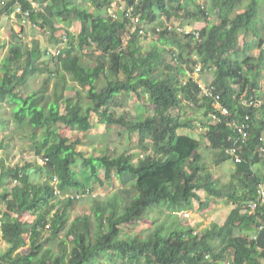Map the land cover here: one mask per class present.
I'll return each mask as SVG.
<instances>
[{
	"label": "trees",
	"instance_id": "1",
	"mask_svg": "<svg viewBox=\"0 0 264 264\" xmlns=\"http://www.w3.org/2000/svg\"><path fill=\"white\" fill-rule=\"evenodd\" d=\"M33 1L41 9L28 0H9L0 11L10 14L12 7L21 5L23 12L29 11L28 19L39 33H49V44L62 47L59 54L52 55L35 40L30 49H24L17 34H10L6 70L0 74V102L12 105L17 124L30 125L29 148L47 161L6 171L9 187L0 192L4 205L0 221L5 220L12 238L0 254V264H96L100 258L119 259L122 264H264V230L252 239L255 228H264V199L257 201L252 211L242 207L255 199L257 185L264 179L253 168L261 163L256 151L263 145L264 102L259 109L249 104L259 97L257 75L262 67L254 60L263 61L259 55L253 56L254 60L249 56L247 43L243 45L246 51L241 50L243 59L240 55L228 57L230 50L235 55L239 51L240 32L242 37L254 36L252 42L257 47L264 45V0H205L207 6L198 0H124V11L117 10L118 17L107 12L112 0H86L91 3L86 8L82 0ZM179 13L193 24L194 33H178L167 25ZM210 13L214 21H209ZM72 17L81 24L76 35L69 30ZM57 20L66 24L60 26ZM203 21L207 23L199 27ZM146 39L149 42L144 49L141 42ZM81 49L85 52L80 53ZM198 63L202 71H214L212 92L214 87L230 117L213 109L209 96L202 94L190 76L179 80ZM36 75L44 76L40 87L23 94L27 79ZM69 91L74 94L68 96ZM130 92L149 97L153 115L141 119L116 116L112 107L119 105L120 97L130 99ZM191 102L201 110L205 145L193 134L179 131L195 125L179 114L182 105ZM259 112L260 121L255 117ZM93 114L106 130L124 128L129 140L137 137L142 155L134 169L126 165L132 158L129 152L118 154L106 148L84 156L75 148L79 139L70 141L48 128L50 123L61 122L71 131L86 133L96 127ZM245 116L251 117L249 137L235 144L239 161L233 162L229 181L219 187L217 178L202 171V160L212 149L218 154L216 162L233 161L226 150L235 143L229 137L238 133L230 123L233 119L241 122ZM79 160L83 174L74 169ZM31 168L41 179H31ZM114 176L123 184L133 182L138 192L130 199L125 195L120 199L117 194L103 201L101 196L95 197L93 209L100 215L93 212L72 217L78 199L92 196L96 184L103 187ZM224 198L231 205L219 228L213 223L197 232L161 222L148 233L133 237L123 229L125 224L141 220L146 211L158 209L159 214L176 218L177 213L192 209L194 202L200 209H211ZM124 201L127 211L121 215L118 208ZM27 212L36 213L27 226L28 241L18 219ZM235 230L239 233L233 234Z\"/></svg>",
	"mask_w": 264,
	"mask_h": 264
},
{
	"label": "rangeland",
	"instance_id": "2",
	"mask_svg": "<svg viewBox=\"0 0 264 264\" xmlns=\"http://www.w3.org/2000/svg\"><path fill=\"white\" fill-rule=\"evenodd\" d=\"M81 2L82 6L84 8L88 7L91 3L86 0ZM75 1L72 0L71 3H74ZM199 3L202 5L207 6V1L205 0H198ZM247 2H245L246 4ZM36 8L41 9V6H38L37 2ZM68 4V3H67ZM242 10V9H241ZM182 12V11H181ZM21 16V15H18ZM210 19L209 21H214V15L210 13ZM6 18V17H5ZM18 22L17 24H20V18H17ZM1 21V20H0ZM14 21L13 23H15ZM57 24L59 23L60 26H64L66 23L57 20ZM169 25L176 26V27H182L186 30H188L193 24H191L188 20H186L182 13H179L178 17H172L170 21H167ZM206 21L199 22V27L206 24ZM1 24L9 25V18H6V21H1ZM30 23H24V27L22 26L24 31V37H18L22 40V45L24 46V49H30L34 43V41H38L39 47L43 49H53V45L49 44L47 41L48 39V32L46 31L45 34H41L38 31V28L35 26L29 25ZM17 25L18 30H21V28ZM146 28H150V24H146ZM81 29V24L78 18L72 17L69 25V30L73 34H77ZM185 30V31H186ZM10 33V32H9ZM242 32L239 33V48L243 51H246V48L248 46H253L251 41L254 39V36L250 35L247 38H242ZM247 36V35H246ZM153 36H151L149 39H151ZM9 38V35H8ZM256 41V38L255 40ZM149 40L146 39L141 42L142 48L146 49L148 46ZM244 43H247V47L244 48L242 45ZM263 46L253 47L250 51H248V54L250 56H258L261 61L264 62V56L261 51H263ZM82 50L85 52L84 49L79 50L80 53H82ZM264 52V51H263ZM3 49L0 50V59L3 56ZM229 55H232L233 57H237L238 55L242 56L243 54L241 51H239L236 55L233 53V51H229ZM86 58V57H85ZM232 58V57H231ZM253 58V57H251ZM167 59L170 60L172 63H175L172 59L171 55H167ZM242 59H237V61L240 63ZM254 60V58H253ZM83 61V59H82ZM257 62L260 67L259 70L261 71L260 74H262V78L259 81V89H258V96L259 100L264 102V67L261 65L262 63L257 60H254V63ZM163 71V70H162ZM205 75L203 77L212 79V76L210 74V71H206L204 73ZM195 75V74H194ZM195 77V76H194ZM260 77V76H259ZM44 76L39 75L35 77H31L27 79L25 83V87L23 90V94L29 92L30 90L38 89L41 85V82L43 81ZM179 80L183 81L185 80V77L181 75ZM139 90H142L139 88ZM74 94L73 91H69L67 95L72 96ZM131 98L126 97H120L118 102L119 105L116 107H112V110L115 111L116 116H119V114H122L125 116V118H131V119H141L147 117V115H153L154 113V107L151 105V102L149 100V97L141 93V97H136L134 93H129ZM244 93H242L241 96H243ZM15 107L18 108V105H15ZM12 105H9L7 102H0V143L3 144V148L0 150V172L6 166H9L10 164L15 163V159L17 154H19L18 158L20 159V163L16 165L23 166L25 164V161L23 159L24 156H28V152L33 153L32 150H30L29 146L31 145V131H30V125H19L16 123L14 117H12ZM14 110V109H13ZM173 114L174 110H171ZM182 118H190L191 122L195 123L194 127L189 129H180L185 130L191 134H193L195 137L199 138L202 142V144H206L207 140L204 134V128L202 129L201 125V110L197 109L195 105H191L188 103H184L181 107V112L179 113ZM176 115V114H175ZM255 116L257 119L263 120L259 114L256 113ZM92 122L96 124L95 128H92L91 130L87 131L86 133H77L76 131H71L70 128L61 122L57 123H50L48 125L49 130L55 131L59 134H61L63 137H67L70 139V141H73L75 139L80 140V144L76 145V150L83 153L84 156H90L92 154H99V149H106L109 148L111 150H115L118 154L129 152L132 154V158H129V160H126V165L130 169H134L136 167L137 158H141L142 152L139 150L137 145V137H134L133 139H128V134L124 128H110L109 130H106L104 124H97V116L93 114ZM214 122V120H213ZM22 151L26 152L23 153ZM218 154L214 153L212 149L208 150L207 154L205 155L204 160H202V163H205V168L202 170L203 172H209L213 179H218V185L219 187H224L225 184L229 181L230 173L234 170V165L231 161L227 162H216L215 158L217 159ZM261 163L257 162L253 165L254 171L259 176H264V154L261 157ZM9 164V165H8ZM34 168V167H33ZM32 169V168H31ZM36 169V168H35ZM74 169L76 172H79V174H83L85 172V169L80 167V160L77 166H74ZM100 175L103 177V172L100 171ZM30 177L33 181H37L41 179L38 177V175L34 172L30 174ZM103 187L99 186L98 184L95 185V191L92 193L93 195L90 196L89 194L81 197L78 199V202L75 206V209L72 213V217L79 216V215H86L91 214L94 212L93 209V199L95 197L101 196V201L104 200V198L112 196L111 194H117L120 199H123V196L125 195L127 197H132L133 193H137V189L133 182H130L128 184H123L120 179L115 178V176L112 178L111 181L106 182ZM9 187V184L8 186ZM119 188L120 191H116ZM125 190V191H124ZM199 194L202 196V198H205V194L202 190L199 191ZM129 197V199H130ZM64 198V196L62 197ZM225 200V201H224ZM229 200V199H228ZM227 199H220L221 205L217 207V204H215L211 209H200L197 202H194V207L188 211L177 213L176 218L174 216L169 215L168 213H160L158 212V209H153L152 211H146V215L139 221H137L135 224H125L124 230L125 232H128L130 234V237L137 236L138 233L143 232V235L145 233H148L153 228L156 227L161 222H165L168 227L175 228L176 226L178 229H185V228H194L197 232H203L204 230L209 229L212 225L216 224L215 228H219L223 225L224 219L226 214L228 213L230 209V201L226 203ZM126 201L122 203V205L118 208L119 213L121 215L125 214L127 211ZM96 215H100L99 212H94ZM1 219V218H0ZM178 222V224H176ZM23 233L27 234V225L24 224ZM239 233V231H234L233 234ZM217 241L222 245L220 238H217ZM69 248V245L67 246V249ZM99 262H95L96 264H122L119 259H116L115 262H113L110 259H99Z\"/></svg>",
	"mask_w": 264,
	"mask_h": 264
},
{
	"label": "crops",
	"instance_id": "3",
	"mask_svg": "<svg viewBox=\"0 0 264 264\" xmlns=\"http://www.w3.org/2000/svg\"><path fill=\"white\" fill-rule=\"evenodd\" d=\"M9 0H0V10L2 9V7H4V5L8 2ZM13 10V9H12ZM9 18V25L6 24H1L0 25V50L3 49L4 53L2 58L0 59V74L3 73L6 70V66H5V55H6V51L7 48L9 46V44L11 43V32H15L18 37H24V31L23 28H25L23 25L24 23L20 21V24L18 22L17 16L13 15V13L8 14L7 11H0V20L1 21H6V18ZM0 21V23H1ZM14 21H16L15 23H13ZM17 25H19V27L21 28V30H18ZM31 26H33L32 24H29ZM23 26V28H22ZM10 32V33H9ZM9 35V38H8ZM22 41V40H21ZM3 148V144L2 147L0 148V150ZM23 153H26L24 151H22ZM21 154V152L19 153ZM19 154H17L16 159H15V163L14 164H8L9 166H6L3 171L1 170V172H4V175L2 174V177L0 178V192H2L5 188H8V184H9V177L6 174V171L8 170V168L11 167H15L16 164L20 163V159L18 158ZM28 154H30V152H28ZM31 173H33V169H31ZM117 178V177H115ZM119 179V178H117ZM121 188H119L116 191H120ZM125 191V190H124ZM225 201V200H224ZM222 202L217 203V207L221 205ZM4 211V205L3 203H0V218H2V212ZM36 216V213H24L22 215H20L18 217V219L20 220V222H22V226H24V224H26L28 226V224L32 223L34 218ZM5 220L0 221V254H2L3 252H5V250L8 248L9 246V242L8 240L12 238L11 232L9 231V227L4 224ZM28 232L27 234H23L24 238L26 241H28Z\"/></svg>",
	"mask_w": 264,
	"mask_h": 264
},
{
	"label": "clouds",
	"instance_id": "4",
	"mask_svg": "<svg viewBox=\"0 0 264 264\" xmlns=\"http://www.w3.org/2000/svg\"><path fill=\"white\" fill-rule=\"evenodd\" d=\"M117 2V4L116 5H114V2ZM111 3L113 4L112 5V9H110V10H108L107 12H108V14H109V16H112V17H118L119 15L117 14V10L118 11H121V12H123L124 11V0H112L111 1ZM12 12L11 13H13V11L15 10V8L14 7H12ZM114 9H116L115 11H114ZM31 24V23H30ZM167 25H169V23L167 24ZM174 28H175V30L179 33V32H181V31H184V32H186V33H189V32H192V33H194L193 32V26H191L188 30H186V29H184V28H182V27H176V26H173ZM169 29H171L172 30V28H170V27H168ZM186 30V31H185ZM242 38H247V37H242ZM240 41H239V38H238V42H237V47H238V49H239V51H241V49L239 48V43ZM251 43H252V45L253 46H250V50L253 48V47H257L252 41H251ZM245 44V43H244ZM243 44V45H244ZM242 45V46H243ZM53 48L54 47H59V45H57V46H52ZM62 47V45H60V48ZM238 51V52H239ZM250 56V55H249ZM263 56H264V53H263ZM230 59H232L231 57H232V55H229L228 56ZM251 57H253V56H251ZM262 64H264V62H262ZM193 66V69L192 70H190V69H187L186 70V76H185V79L188 77V76H190L191 77V79L194 81V82H196V84H197V86L202 90V94H204L203 93V89L204 88H210V87H212V85H211V80L212 79H210V78H206V77H203L205 74V72L207 71V70H204V71H202V65L200 64V63H198V64H196V65H192ZM195 66H199L200 68H201V70H200V72L198 73V74H193V72H194V67ZM184 67V66H183ZM214 73V71H210V74H211V76H212V78H213V74ZM261 73V71H259V74L257 75V80L258 81H260L261 80V78H262V74H260ZM195 76V77H194ZM260 76V77H259ZM185 81V80H184ZM258 89H259V87H258ZM213 93L214 94H217V95H219L217 92H215V89H214V87H213ZM204 95H206V94H204ZM255 95V94H254ZM257 96H258V94H257ZM219 97H220V102L222 103V99H221V96L219 95ZM209 98L211 99V106H212V103H213V98L211 97V96H209ZM199 102L201 103V102H203V99H201V100H199ZM262 103V101L261 100H259V97L257 98V99H255L254 97L252 98V101H250V106L251 105H256L257 107H258V109H259V107H260V104ZM189 104H191V105H193L192 104V102L191 103H189ZM202 104V103H201ZM151 105H152V103H151ZM244 105H246V104H244ZM153 106V105H152ZM228 117H230V113H229V115H228ZM256 117V116H255ZM248 120V126L250 125V123H249V119H251V117H249V116H245V119L243 120V121H241V122H236L234 119H233V122H235L237 125H241L245 120ZM213 121V120H212ZM214 122H215V120H214ZM232 122V123H233ZM232 123H230V126H232L233 128H234V130H236L235 129V126H233L232 125ZM247 129H248V127H247ZM236 132H237V130H236ZM238 133V132H237ZM236 134V133H235ZM262 135H264V133L262 134ZM229 137V136H228ZM249 137V135H247V137H245V139L244 140H246L247 138ZM231 140H233V141H235V143H233V145L232 146H235V144H237V142L238 141H241L242 142V140L240 139V136H239V133L238 134H236V135H234V136H230L229 137ZM243 140V141H244ZM260 141L263 143V145H261L258 149H257V151L256 152H258L259 154H260V157H262V155L264 154V137H262L261 139H260ZM231 146V147H232ZM231 147H229L227 150H226V152L227 153H231L230 152V148ZM262 148H263V150H262ZM236 151V150H235ZM235 151H234V153H231L232 155H233V161H231L232 162V164L234 165V163L233 162H237L236 161V159H235V157L237 156L236 154H235ZM238 157V156H237ZM239 158V157H238ZM262 160V159H261ZM239 161V160H238ZM254 168V167H253ZM232 174V173H231ZM259 177H261V176H259ZM230 178V177H229ZM15 182V181H14ZM52 184H53V181H52ZM262 184H264V179L257 185V195H258V190H259V187L262 185ZM54 185V184H53ZM257 195H256V197H255V199L257 198ZM249 200H252V199H249ZM248 201V200H247ZM246 201V202H247ZM246 202L242 205V207H243V209L244 210H247V211H249L248 209H246L245 207H246ZM227 203V202H226ZM229 205H231V204H229ZM264 230V228H262L261 226H259V227H257V228H255V233L254 234H252V239H256V238H258L259 236V232H261V231H263ZM262 248H263V246H261Z\"/></svg>",
	"mask_w": 264,
	"mask_h": 264
},
{
	"label": "built area",
	"instance_id": "5",
	"mask_svg": "<svg viewBox=\"0 0 264 264\" xmlns=\"http://www.w3.org/2000/svg\"><path fill=\"white\" fill-rule=\"evenodd\" d=\"M28 2L32 5V7L36 8V4L33 0H28ZM117 2L115 1L114 2V5H116ZM20 14L21 15V18H20V21L23 22V23H31L28 19V16H29V11H26V12H23L22 10V7L21 5H16L15 6V10L13 11V15H18ZM59 50H60V46L59 47H54L53 49H50L49 50V53L52 54V55H56L59 53ZM201 68L199 66H195L194 67V72L193 74H198L200 72ZM203 93L208 95V96H211L213 98V103H212V107L215 111L221 113V114H224L226 116L229 115V112L228 110L225 108V106L220 102V97L219 95L217 94H214L212 92V87L210 88H204L203 89ZM233 126H235V129L237 130V132L239 133V136H240V139L243 141L245 139V137H247L248 135V131H247V127H248V120L246 119L240 126L237 125L235 122L232 123ZM263 150V148H262ZM235 151V147L232 146L230 148V152L231 153H234ZM38 164H43L47 161V158L45 157H41V156H31ZM236 161L239 160V158L236 156L235 157ZM55 179L53 180V182L55 183ZM56 186V185H54ZM56 194H60V192L56 189L55 190ZM68 194L64 195V197H67ZM264 199V184H262L260 187H259V190H258V195H257V198L256 199H252V200H248L246 202V209H248L249 211H252L256 205H257V201L259 200H263ZM264 249V244H263V248Z\"/></svg>",
	"mask_w": 264,
	"mask_h": 264
},
{
	"label": "bare ground",
	"instance_id": "6",
	"mask_svg": "<svg viewBox=\"0 0 264 264\" xmlns=\"http://www.w3.org/2000/svg\"><path fill=\"white\" fill-rule=\"evenodd\" d=\"M60 52V51H59ZM59 54V53H58ZM35 155H37V156H41V155H38V154H35V153H30V154H28V156H24L23 157V159H24V161H25V164L26 163H32V164H38L31 156H35ZM41 157H43V156H41ZM45 163H43V164H39V165H44Z\"/></svg>",
	"mask_w": 264,
	"mask_h": 264
}]
</instances>
